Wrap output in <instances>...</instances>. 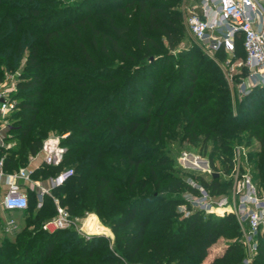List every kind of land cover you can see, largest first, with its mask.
Masks as SVG:
<instances>
[{"label": "trees", "instance_id": "trees-1", "mask_svg": "<svg viewBox=\"0 0 264 264\" xmlns=\"http://www.w3.org/2000/svg\"><path fill=\"white\" fill-rule=\"evenodd\" d=\"M115 1L101 0L100 7L93 10L85 7L87 0L72 6H62L57 0H0V83L6 73L17 71L22 65L17 85V118L8 117L12 126L8 135L19 146L0 147L3 171L11 174L26 166L29 157L41 151L52 132L69 133L67 141L61 142L67 149L63 167L72 168L74 174L63 186L55 188L53 195L71 215L84 216L94 211L115 236V247L110 249L104 238L86 239L74 229L45 232L41 242L40 234L32 238L26 235L22 239L27 245L23 251L16 250L13 261L10 256L4 259L5 253L0 251V264H128L135 260L142 264H244L243 235L234 214L213 216L198 210L179 220L183 214L176 209L185 204L183 193L198 195L199 188L160 172L161 167L175 164V160H169L152 145L155 138L151 129L154 120L159 119L164 127L165 120H174L173 113L181 109L188 146L195 149L200 144L204 148L212 134L230 153L227 161L231 165L233 145L229 147L223 138L236 130L248 131L247 138L260 144L259 154L248 160L251 166L255 165V182L264 191V88H254L240 99L244 108L233 115L230 105L225 104L229 99L215 98L216 89L199 87L200 77L193 62L184 61L181 70L188 89L181 91L180 95H184L179 105L171 103L176 98L180 76L172 73L165 79L164 69L155 79L151 74L145 75L142 89L135 88L144 94L138 95L136 102L131 100L129 108L140 110L148 97L150 106L145 118L125 121L123 108L130 84L124 81L116 85L127 66H117L113 74H108V66L95 72L100 66L91 51L98 48L109 57L114 53L134 60L125 47L130 26L113 13L128 19L138 8L136 38L141 47L149 45L148 49L154 37L151 33L163 35L172 51L185 39L186 30L178 9L182 0H118V4ZM69 7L74 11L82 8V15L57 26L63 8ZM88 33L90 40H85ZM156 46L165 51L163 46ZM237 52L239 57H245L241 43L237 44ZM217 75L210 83L216 85L220 81L227 89L223 73ZM97 83L113 85L99 100L94 98L95 94L103 89L97 88ZM219 94L229 95L223 91ZM156 105L160 110L152 113L150 108ZM140 128L138 136H134ZM200 132L206 136L199 143ZM141 138L147 144H142ZM158 154L161 156L154 159ZM60 170L39 168L34 178L47 180ZM152 184L158 194H141ZM200 184L212 195L226 187L215 176L210 181L201 180ZM160 190L165 193L160 195ZM32 201L37 204L36 193L29 191V207L24 213L30 210ZM56 213L53 200L46 197L32 223L40 217L49 221ZM220 239L227 244L205 262L210 248ZM253 264H264V233L259 237Z\"/></svg>", "mask_w": 264, "mask_h": 264}, {"label": "rangeland", "instance_id": "rangeland-1", "mask_svg": "<svg viewBox=\"0 0 264 264\" xmlns=\"http://www.w3.org/2000/svg\"><path fill=\"white\" fill-rule=\"evenodd\" d=\"M59 1L60 5L62 6H72L75 4H82V2L86 0H57ZM100 1L101 0H87L89 3H85V7L90 6L93 10L100 7ZM115 4H118V0H116ZM193 4V3H192ZM191 0H182L181 6L178 8L181 11V19L182 24L185 27L186 33H185V39L180 43V45L172 51H169L167 48V42L166 38L161 35L160 33H151L154 36L153 41L151 42V49L147 48V44H144L143 47H141L137 41L136 38V30H137V16H138V8H134L132 11L133 18L126 19L125 17H122L119 13L114 12V16L124 24L128 23L130 26V31L128 33L129 42H127L125 45L126 50L128 51V54L130 56L134 57V60L131 59H123L120 57H117L116 54L111 53V57L103 54L98 48L97 49H91V51L94 53V57L96 58L97 62H99V66L95 69V72H98L105 67H110L111 70H108V74H113L114 71L116 72L117 66L126 67L124 71L122 72L121 78L118 81L116 86H119L124 81H129L130 86L128 87L127 91V100L126 104L123 108V112H125V121H131V120H142L146 116L147 108L150 106V99L147 97L145 101L144 107H139L140 110H137V108H129L130 101L138 99V95L144 94L141 90V93H139V90L142 89L144 86L145 81L143 78H145V75L151 74L152 79H155L157 75L160 73V71H163L166 69V73L164 75V78H170V75L174 73V75L177 74V77L180 76V81L178 83V87L176 90V98L174 101H172L171 106L179 105L180 101L182 100V96L180 95L181 91L186 92L188 89V81L185 80V74H183V70H181V64H184V61H191L193 62L194 69L198 73L200 79L197 82V85L201 87L202 89H216L217 93L215 94V98H220L222 100L226 101L229 99V102H226L225 104H229L231 107V113L233 115H237L241 112V109L244 108V106H241V100L238 96L236 86H231L227 83V89L224 88L222 82L218 81L216 85H213L210 83V80L212 78L216 79L217 74L219 72H222L221 68L214 62V60L207 55V53L204 51L203 47L201 46L200 42H198L194 36L190 33L188 30L187 24H186V14H187V8L190 7ZM194 5V4H193ZM104 6H101L103 8ZM62 17L60 18V21L58 22L57 26H62L67 20H70L72 18H79L82 15V8H79L74 11L72 7H69L68 9L63 8ZM74 11V12H73ZM144 21H141V23ZM102 26V22L100 23ZM106 31H109L108 26L105 27ZM150 34V33H149ZM91 33H88L85 40H90ZM163 46L165 48V51H159L156 47ZM162 58H166L163 61ZM172 59V60H171ZM192 59V60H191ZM166 60V61H165ZM167 61H169L167 63ZM22 64H24L22 62ZM89 67L91 65H88ZM91 69L93 67L91 66ZM138 70V76L136 75V71ZM22 72V65L21 68H19L17 71L6 73L4 76L3 81L0 83V86L9 90L12 94V97L15 99V102H17L16 98H18V89L17 85L20 79V75ZM68 73V72H67ZM135 74V75H134ZM175 77V76H174ZM210 78V79H209ZM114 85V86H115ZM97 88H102L103 91H98L95 94V99H100L106 94V90L112 89L113 85H107V84H95ZM135 86V87H133ZM139 89L137 92L135 91V88ZM203 89V90H204ZM226 92L229 95H221L219 93ZM180 95V96H179ZM106 101V100H105ZM104 101H102L103 105L106 104ZM121 103V101H120ZM135 105V104H134ZM101 106L99 105L98 108ZM208 108V107H207ZM150 110L152 113L160 110L158 109L157 105L154 107H151ZM174 120L169 121L166 119V124L164 127L161 126V122L159 119L154 120L151 132L153 137L155 138L153 146L156 147L157 150H159L163 156L167 157L169 160H175V164L171 162L169 166H163L160 168V172L163 175H171L173 177H178L183 180H185L188 184L203 188L201 186V180L210 181L215 174H217V177L220 178L222 183L226 186L222 192H215L214 193V201L219 202L221 200H226L229 204H235L236 199L233 193V187H234V181L237 176V174H240V172H243L246 168H251L253 174H257V170L255 168L254 173V166L250 165V161L248 160L250 156H256L260 152V144L258 141L254 139H248V131H234L232 133L225 134L223 140L230 145H233L232 150V160H236V148L237 147H244V150H242V156L241 160L238 159L239 164L237 165L240 167V170L235 171L234 163L231 165L227 158L230 156V153L225 150L223 147H221V141L216 139L212 134H210V138L208 139L207 143L205 144L204 148H200V144L197 148L193 149L190 146H188L185 136L187 134V128L186 123L182 119L183 113H181V109L179 112L173 113ZM208 115V114H207ZM206 115V116H207ZM10 116L16 117V108L14 111L10 113ZM9 116V117H10ZM115 118V116H113ZM112 118V119H113ZM106 122H110L109 120ZM108 124V123H106ZM0 131H4L3 127L0 126ZM141 128L136 132L134 136H138ZM5 132V131H4ZM62 138V136H64ZM150 135V138L152 137ZM69 136V133H60L59 131L52 132L49 137H59L61 142L65 139L67 141ZM206 136V133H199L197 142H202L204 137ZM142 144L146 143V140L144 138H141ZM147 144V143H146ZM151 144V143H150ZM7 146L6 149H13L18 148L19 143L12 139L11 135H8L7 137ZM243 152L246 153V155L243 156ZM158 157H155L154 159H158L160 154L157 155ZM211 157L213 158V163H211ZM32 160V157H29L28 164L24 167H27ZM35 166L29 167V170H33ZM148 179V178H147ZM258 182V181H257ZM228 185V186H227ZM204 189V188H203ZM164 190V189H163ZM155 193L158 194L157 190L154 189V186L152 184V188L149 190L143 191L141 194H151ZM165 191L160 190V195H163ZM188 193H183V200L185 204H182L177 207V212L183 214L179 220L182 218L187 217L192 212L198 211L199 208L196 207L190 200L186 198ZM51 198V197H49ZM52 199V198H51ZM48 201V200H47ZM148 201L145 202V206H148ZM158 205V204H157ZM156 205V206H157ZM38 205L36 202L32 201L30 210L21 214V215H9V214H3V210L1 208L0 204V251H4L5 258L11 259L13 261L16 258L17 252L16 250H22L27 245V243L22 238H26L24 236L28 235L29 237H34L38 234L41 236L38 237L39 242L43 239L44 235H46L45 232L51 233L48 230H45L43 228V221L48 220L46 217H40L36 222L33 224L32 221L36 219V213L38 210ZM156 207H153V209ZM143 209V208H140ZM205 215L213 214V216L217 215L216 213H207L203 211ZM230 212V211H226ZM227 214V213H226ZM232 214V213H231ZM71 215V214H70ZM236 217V216H235ZM54 218V217H53ZM52 218V219H53ZM13 220L15 222V227L9 228L7 227V222ZM71 220L76 223V226H71L67 229H74L77 231L78 228L82 230L83 232L87 234H92V236L102 237L106 240V243H108L110 249L115 247V236L109 230L108 227L103 225L102 219L98 214H96L94 211H88L85 213L84 216L79 215H71ZM236 220L239 224V220L236 217ZM43 222V223H42ZM47 222V221H46ZM239 227L241 229V226L239 224ZM22 240L24 242H22ZM23 243L22 245L19 243ZM37 243L36 247L39 246L40 243ZM226 240L220 239L217 243L213 244V246L209 250V254L205 260V262H208V260L212 259L214 254L219 252L221 249H223L226 245ZM20 258V257H19ZM128 264H142L139 261H128Z\"/></svg>", "mask_w": 264, "mask_h": 264}, {"label": "built area", "instance_id": "built-area-1", "mask_svg": "<svg viewBox=\"0 0 264 264\" xmlns=\"http://www.w3.org/2000/svg\"><path fill=\"white\" fill-rule=\"evenodd\" d=\"M191 4L186 14L188 30L221 68L227 83L236 86L239 98L248 96L254 88H264V0H191ZM238 43L243 46L244 58L238 56ZM243 71L247 73L245 76ZM15 108L16 102L11 92L0 86V126L4 131L8 132L12 127L8 117ZM242 150L244 147L236 148V160H233L235 171L240 170L237 165ZM66 154L67 149L59 137H48L44 141L38 153L42 156L40 168H61L47 180L34 178V172L39 168L29 170V167H22L7 174L3 171L1 159L0 185L6 186L2 201L4 210H27L29 191H33L39 208L46 197H51L56 206V216L43 224L45 230L53 233L76 226L70 213L53 195V190L63 186L74 174L72 168L63 167ZM233 193L236 199L234 205L226 200L215 202L214 196L203 188L199 189L198 195L188 194L186 198L201 211L216 213L218 216L234 214L243 235L242 244L246 253L244 264H253L258 252L259 237L264 233V191L255 182L251 168L237 174ZM7 227H15V222L8 221ZM82 230L77 229L81 236L86 239L92 237V234Z\"/></svg>", "mask_w": 264, "mask_h": 264}, {"label": "crops", "instance_id": "crops-1", "mask_svg": "<svg viewBox=\"0 0 264 264\" xmlns=\"http://www.w3.org/2000/svg\"><path fill=\"white\" fill-rule=\"evenodd\" d=\"M1 130V129H0ZM7 137H8V132L7 131H0V147L3 145V147H8L7 146ZM35 166L34 169L40 168L42 165V156L40 155H36L34 157H32V160L30 162V164L27 167H31V166ZM6 190V186H1L0 185V204H1V208L3 210V214H9V215H21L24 212H19V211H15V212H9V211H5L2 205V201H3V196Z\"/></svg>", "mask_w": 264, "mask_h": 264}, {"label": "water", "instance_id": "water-1", "mask_svg": "<svg viewBox=\"0 0 264 264\" xmlns=\"http://www.w3.org/2000/svg\"><path fill=\"white\" fill-rule=\"evenodd\" d=\"M215 177H217V174H215Z\"/></svg>", "mask_w": 264, "mask_h": 264}]
</instances>
